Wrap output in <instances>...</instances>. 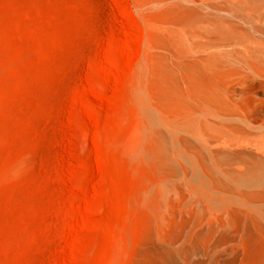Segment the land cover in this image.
I'll return each instance as SVG.
<instances>
[{"label": "rangeland", "instance_id": "obj_1", "mask_svg": "<svg viewBox=\"0 0 264 264\" xmlns=\"http://www.w3.org/2000/svg\"><path fill=\"white\" fill-rule=\"evenodd\" d=\"M172 7L0 0V264H264V154L218 145Z\"/></svg>", "mask_w": 264, "mask_h": 264}, {"label": "bare ground", "instance_id": "obj_2", "mask_svg": "<svg viewBox=\"0 0 264 264\" xmlns=\"http://www.w3.org/2000/svg\"><path fill=\"white\" fill-rule=\"evenodd\" d=\"M148 5L170 13L175 10L172 6L185 8V12L177 13L183 15L181 21L185 25L178 42L206 52L212 61L203 105L209 113L208 123L227 122L232 128L224 132L220 124L221 130H218L222 133L216 135L225 154L231 155L232 147L253 145L264 154V141H250L254 126L233 127L235 120L243 124L251 120L241 111V96L247 92H264V0H138L140 9ZM230 70L239 74L237 80H225L226 72Z\"/></svg>", "mask_w": 264, "mask_h": 264}]
</instances>
